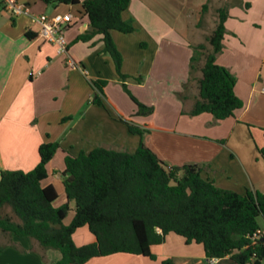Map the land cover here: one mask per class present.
Returning <instances> with one entry per match:
<instances>
[{
    "label": "crops",
    "instance_id": "1",
    "mask_svg": "<svg viewBox=\"0 0 264 264\" xmlns=\"http://www.w3.org/2000/svg\"><path fill=\"white\" fill-rule=\"evenodd\" d=\"M24 2L27 12L20 15L0 3V174L5 169L31 170L39 159L38 146L58 141L46 164L44 183L55 187L58 196L53 205L59 206L66 201L62 174L66 154L87 152L97 145L134 150L142 140L170 165H200L202 176L218 187L237 193L264 192L260 153L264 147V0L226 2V31L216 62L235 76L234 91L242 106L222 120L208 113H188L198 96L197 79L204 63L201 59L191 73L192 46L204 43L199 21L209 0H131L123 18L135 30L111 31L123 58L128 90L152 107L146 115L136 113L135 102L121 86L113 59L103 50L102 35L77 40L89 23L80 4ZM56 12L72 15L64 30L65 54H57L54 44L38 35V25L30 22V14ZM67 58L78 66H68ZM89 80H106L102 93ZM97 92L102 104L91 102ZM121 119L143 130L142 136L130 132ZM12 242L0 244V264H48L50 251L54 264L60 258L53 249L42 257L24 237L14 236ZM150 251L157 260L171 257L173 264H233L228 257L207 262L201 244L186 243L175 233L167 234ZM85 264L151 261L114 253Z\"/></svg>",
    "mask_w": 264,
    "mask_h": 264
},
{
    "label": "trees",
    "instance_id": "2",
    "mask_svg": "<svg viewBox=\"0 0 264 264\" xmlns=\"http://www.w3.org/2000/svg\"><path fill=\"white\" fill-rule=\"evenodd\" d=\"M41 1L52 6L80 4L89 23L77 40L88 41L101 34L103 50L113 59L121 86L137 106L136 113H151L152 107L128 90L123 58L111 37L113 30H135L133 23L123 18L131 0ZM206 8L204 4L201 11ZM216 12V25L206 37L210 49L205 43L192 46L191 73L201 59L204 63L197 79L198 96L188 113H208L222 120L232 116L242 101L234 91L235 76L216 62V54L223 48L227 7H218ZM89 82L99 93L107 83ZM98 92L91 102L102 104ZM121 120L130 132L142 136L143 130ZM58 147V141L41 143L38 162L29 171H1L0 232L7 240L3 247L17 236L36 245L44 258L48 249L59 251L55 264H85L114 253L140 255L151 264H173L171 257L157 260L150 247L175 233L186 243L201 244L207 262L228 257L233 264H264V233L255 244L249 237L261 229L258 218H264V192L248 189L237 193L218 187L202 176L200 165H170L140 140L134 150L97 145L87 152L66 154L62 172L66 201L54 206L57 191L44 181L48 177L46 164ZM260 153L264 157V147ZM7 207L12 215L5 212ZM82 226H87L94 241L77 245L72 235Z\"/></svg>",
    "mask_w": 264,
    "mask_h": 264
},
{
    "label": "built area",
    "instance_id": "3",
    "mask_svg": "<svg viewBox=\"0 0 264 264\" xmlns=\"http://www.w3.org/2000/svg\"><path fill=\"white\" fill-rule=\"evenodd\" d=\"M0 3L13 15H20L27 12V6L24 0H0ZM72 15L70 13H39L30 14V22L38 25V35L47 42L54 44L57 54H65L68 51V43L64 36L66 26L71 22ZM66 63L70 67H77V63L67 58ZM262 229L255 230L249 237L251 244H255L257 240L263 236ZM215 260V259H212Z\"/></svg>",
    "mask_w": 264,
    "mask_h": 264
},
{
    "label": "rangeland",
    "instance_id": "4",
    "mask_svg": "<svg viewBox=\"0 0 264 264\" xmlns=\"http://www.w3.org/2000/svg\"><path fill=\"white\" fill-rule=\"evenodd\" d=\"M227 0H209L207 3V10L205 13L202 14L201 20L199 21L200 30L203 31L201 33V36L204 37V43L206 45V49L209 50V44L206 41V37L210 33V29L216 25L217 21V8L221 6L226 7ZM208 33V34H207ZM72 207H74V204L72 203ZM5 212L12 215V212L10 211V208H5ZM260 227L264 228V218L259 217L258 218ZM72 239L75 244L82 245L85 243H88L91 241V239H94L93 235L88 231L87 226H82L78 228L74 234L72 235ZM6 238L1 234L0 232V244L6 243ZM48 264H54L55 261V255L53 254V251L49 252L48 258H47Z\"/></svg>",
    "mask_w": 264,
    "mask_h": 264
}]
</instances>
